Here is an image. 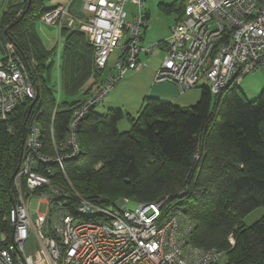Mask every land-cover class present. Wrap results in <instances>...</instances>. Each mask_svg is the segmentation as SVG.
<instances>
[{
    "label": "trees",
    "instance_id": "16d2710c",
    "mask_svg": "<svg viewBox=\"0 0 264 264\" xmlns=\"http://www.w3.org/2000/svg\"><path fill=\"white\" fill-rule=\"evenodd\" d=\"M50 2L0 0V52L5 54L12 42L39 87L36 101L19 102L0 120V228L6 230L12 227L9 213L16 201L15 176L27 129L37 121L46 147L52 144L53 129L60 149L68 150L73 112L92 88L89 79L98 80L103 72L87 34L63 25L57 69L65 98L57 104L58 85L49 84L55 60L37 31L43 15L55 7ZM183 6V0L160 3L162 11L177 9L179 18ZM96 106L76 126L79 152L65 159L68 179L53 163V180L103 202L168 197L164 215L180 212L194 220L191 239L196 245L225 250L230 264H264V215L244 223L245 215L264 206V89L249 99L239 85L216 95L203 84L198 101L190 106L147 96L136 116L128 114L131 126L124 131L118 128L127 115L122 108L103 112Z\"/></svg>",
    "mask_w": 264,
    "mask_h": 264
},
{
    "label": "built area",
    "instance_id": "2783aa9c",
    "mask_svg": "<svg viewBox=\"0 0 264 264\" xmlns=\"http://www.w3.org/2000/svg\"><path fill=\"white\" fill-rule=\"evenodd\" d=\"M81 1L84 17L70 10V0L47 11L42 20L59 32L63 25L83 30L95 46V64L102 71L118 50L116 74L99 83L93 95L75 108L68 150L60 149L53 129L50 147L37 121L27 129L15 176L16 201L9 213L12 227L0 228V264H230L225 250L192 241L194 220L180 212L164 215L168 197L135 201L134 208L129 207L128 197L103 202L66 190L51 177V164H57L68 179L65 159L79 152L78 122L127 72L144 66L142 51L165 45L155 79L172 81L181 92L206 80L211 92L219 95L228 86L239 85L248 73L264 71V0H183V13L169 38L148 46L142 44L148 22L145 0ZM130 1L138 9L132 18L126 10ZM58 47L59 62L60 42ZM6 49L0 58V120H6L19 102L38 94L14 44L7 43ZM60 88L59 82L57 104ZM32 198L39 203L35 211ZM229 240L235 244L233 236Z\"/></svg>",
    "mask_w": 264,
    "mask_h": 264
},
{
    "label": "rangeland",
    "instance_id": "374dc122",
    "mask_svg": "<svg viewBox=\"0 0 264 264\" xmlns=\"http://www.w3.org/2000/svg\"><path fill=\"white\" fill-rule=\"evenodd\" d=\"M81 1V0H80ZM76 1V4L72 7V10L81 17L86 15V12L82 9V2ZM135 9V13L138 12L137 6L131 2L126 4V10L132 11ZM3 8L0 9V17ZM160 5L159 1L152 6H149V2H147L144 6L143 11L150 12V17L148 18V27L146 30L145 37L142 41L143 45H152L157 43H165V40L169 38L171 35V27L176 22V19L179 17L180 12L177 9L172 11H162L160 12ZM130 16H128L129 18ZM55 26V25H54ZM38 34L41 36L43 42L45 43L46 47L52 50L53 60H55V65L51 72L49 84L58 85V60L56 52L58 50V40H59V29L55 27H48V26H39L38 27ZM0 42L1 36H0ZM64 46V36L61 39V47ZM163 45L158 46L152 53L146 55L142 51L140 58L142 61L146 62L145 67L143 68L144 73L142 72H134L131 70L127 72L123 78L118 80L115 86L110 90V92L98 103L96 109L101 110L103 112L107 111L110 107H120L125 112V117H123L119 123L118 128L122 131L127 130L130 128V120L128 118V114L136 116L138 114V109L143 101L144 94L143 90L151 82L149 80L148 74L152 71V68H156V72L158 68L161 66L164 57L165 51L162 48ZM4 55L3 52H0V58ZM118 58V50H116L111 56L108 63V67L104 70L100 76L97 78L98 81H105L109 78L110 74H116V70L113 69V64L115 60ZM156 75L152 78L153 82L159 83L156 81ZM165 81V80H163ZM161 82V81H160ZM165 82H172V81H165ZM174 83V82H173ZM206 80H201L196 87H192L187 89L184 92H181L178 89L176 83L173 84L174 92L176 96H174L171 100L170 98H163L166 101H171L172 103L180 106H190L195 104L201 94V86L203 84H207ZM239 88L241 91L247 96L249 99H255L260 92L264 89V71L259 69L255 72L248 73L244 79L239 83ZM147 89L144 91L146 93ZM149 91V90H148ZM58 93V92H57ZM149 95V94H148ZM154 96V95H152ZM61 98H65V92L62 90ZM84 98V97H82ZM85 101V100H84ZM83 101V102H84ZM83 102H79L78 105L82 104ZM77 105V106H78ZM101 199V198H99ZM39 203L37 198H32L31 201V209L35 211L38 209ZM129 207L134 208L136 207L135 201L129 202ZM264 215V206H259L255 208L253 211L248 213L244 216V223L247 225L252 224L259 218ZM34 240V233L30 235V241Z\"/></svg>",
    "mask_w": 264,
    "mask_h": 264
},
{
    "label": "crops",
    "instance_id": "0c3cea01",
    "mask_svg": "<svg viewBox=\"0 0 264 264\" xmlns=\"http://www.w3.org/2000/svg\"><path fill=\"white\" fill-rule=\"evenodd\" d=\"M70 0H51V2H50V4H52V5H55V6H57V5H62V4H67L68 2H69ZM76 1H80V0H73V2H72V7L74 6V4H76ZM159 1V5H160V3H162V2H164V3H171V2H173V1H175V0H145V3H144V6H145V4L147 3V2H149V6H152V5H155L157 2ZM80 2H82V1H80ZM133 3L134 4V6H135V3L133 2V1H130V3ZM178 2H179V0H178ZM144 9V8H143ZM161 9V8H160ZM73 11V10H72ZM74 12V11H73ZM160 12L161 13H163L161 10H160ZM75 13V12H74ZM147 14H148V16H147V18H149L150 17V12H146ZM76 14V13H75ZM135 14V9L133 10L132 9V11H128V16H130L129 18H132L133 17V15ZM179 18V17H178ZM178 18L176 19V21L178 20ZM48 26V27H55L53 24H50V23H48V22H46V21H44V20H41V23L38 25V27L40 26ZM147 25H148V22H147ZM38 27H37V30H38ZM147 27L148 26H146V28H145V33H144V37H145V34H146V30H147ZM40 35V34H39ZM41 37V36H40ZM61 39H62V35H61V33L59 32V40H58V45H59V42H60V52H62V47H61ZM144 39V38H143ZM144 44V43H143ZM162 48H163V50L164 51H166V47H165V45H163L162 46ZM58 50H59V47H58ZM58 50H57V52H56V55H58ZM153 52V51H152ZM152 52H144L146 55H149L150 53H152ZM5 55V54H4ZM4 55L2 56V57H4ZM1 57V58H2ZM57 58H58V56H57ZM61 59V58H60ZM145 64H144V66L141 68V69H139V70H134V72L136 71V72H142L143 71V68L145 67V65H146V62H144ZM58 70V69H57ZM142 73H144V72H142ZM156 75V68H152V71L148 74V77H149V80H150V82H151V85H150V83H148V85L144 88V90H143V94H144V98H143V101H142V103H141V105H140V107H139V109H138V112H139V110H140V108L142 107V105H143V103H144V100H145V98L147 97V96H152V95H154V96H157V97H160L161 99H163L164 97L166 98H170L169 100H171L174 96H176V93L174 92V88H173V82H165V81H167V80H165V81H161V82H159V83H156V82H153V77ZM124 77V76H123ZM122 77V78H123ZM60 78V74H59V70H58V83H59V79ZM94 82V83H93ZM101 82H103V81H98V80H94V78L92 79H89V81H88V84H91V83H93V85H92V88L90 89V91L88 92V93H85L84 95H82L80 98L83 100V99H88V98H90V96L91 95H93V93L95 92V90L97 89V87H98V85H99V83H101ZM60 85H61V83H60ZM175 85V84H174ZM147 89V91H146V93H144V91ZM149 90V91H148ZM149 94V95H148ZM82 97H84V98H82ZM98 105V104H97Z\"/></svg>",
    "mask_w": 264,
    "mask_h": 264
},
{
    "label": "water",
    "instance_id": "95a60500",
    "mask_svg": "<svg viewBox=\"0 0 264 264\" xmlns=\"http://www.w3.org/2000/svg\"><path fill=\"white\" fill-rule=\"evenodd\" d=\"M38 95H39V87H38V94H37V97H36L35 101L38 99ZM35 101H33V102L31 103L30 111H31V109H32V107H33ZM23 141H24V139H23Z\"/></svg>",
    "mask_w": 264,
    "mask_h": 264
}]
</instances>
